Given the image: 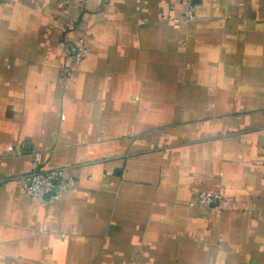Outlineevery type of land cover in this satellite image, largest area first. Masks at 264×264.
I'll return each instance as SVG.
<instances>
[{
  "label": "crops",
  "instance_id": "1",
  "mask_svg": "<svg viewBox=\"0 0 264 264\" xmlns=\"http://www.w3.org/2000/svg\"><path fill=\"white\" fill-rule=\"evenodd\" d=\"M195 3L0 0V264H264V0Z\"/></svg>",
  "mask_w": 264,
  "mask_h": 264
},
{
  "label": "built area",
  "instance_id": "2",
  "mask_svg": "<svg viewBox=\"0 0 264 264\" xmlns=\"http://www.w3.org/2000/svg\"><path fill=\"white\" fill-rule=\"evenodd\" d=\"M186 1L190 4L187 18H191L196 4L195 1L199 0ZM66 54L73 65L82 62L87 54L84 39L80 38L75 43L68 45ZM38 160L39 155L34 154L31 162V171L19 178V187L22 194L36 202H44L47 198L55 195L59 197L61 193L76 189V179L66 175L62 169L37 170L36 163ZM222 200L223 195L219 192H199L196 195V204L200 208L218 209V205Z\"/></svg>",
  "mask_w": 264,
  "mask_h": 264
}]
</instances>
